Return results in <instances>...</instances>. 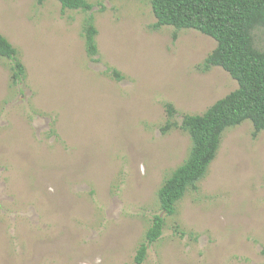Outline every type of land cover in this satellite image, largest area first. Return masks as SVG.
<instances>
[{
	"label": "rangeland",
	"instance_id": "obj_1",
	"mask_svg": "<svg viewBox=\"0 0 264 264\" xmlns=\"http://www.w3.org/2000/svg\"><path fill=\"white\" fill-rule=\"evenodd\" d=\"M86 1L88 13L0 0V34L25 69L12 87L0 58V264H135L157 191L188 155L183 116L237 88L221 68L197 69L213 39L152 28L150 0ZM254 37L264 50V28ZM168 104L176 127L162 133ZM252 132L245 121L223 133L142 264H264V132Z\"/></svg>",
	"mask_w": 264,
	"mask_h": 264
},
{
	"label": "trees",
	"instance_id": "obj_2",
	"mask_svg": "<svg viewBox=\"0 0 264 264\" xmlns=\"http://www.w3.org/2000/svg\"><path fill=\"white\" fill-rule=\"evenodd\" d=\"M41 5L45 0H36ZM63 10L88 13L92 5L86 0H56ZM156 19L152 26L194 30L216 42L215 48L197 66L202 73L221 68L236 81L237 88L214 102L200 115H184L179 128L190 140L187 158L161 183L157 191L160 214L155 215L136 249L135 264H142L151 245L165 227V219L176 214L177 204L197 189L216 158L223 133L245 121L252 124V137L264 132V50L255 45L254 32L264 28V0H150ZM87 57L94 61L98 54L97 29L92 15L82 26ZM176 33L173 34V38ZM17 50L0 34V58L10 61V85L15 87L25 78V69ZM116 79L121 76L113 71ZM165 133L176 127L174 109L168 104Z\"/></svg>",
	"mask_w": 264,
	"mask_h": 264
}]
</instances>
